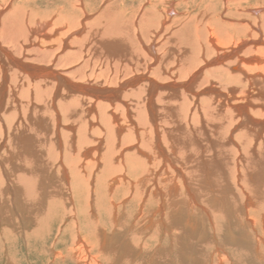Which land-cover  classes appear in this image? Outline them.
<instances>
[{"label": "bare ground", "instance_id": "obj_1", "mask_svg": "<svg viewBox=\"0 0 264 264\" xmlns=\"http://www.w3.org/2000/svg\"><path fill=\"white\" fill-rule=\"evenodd\" d=\"M167 6L162 7L166 12L173 0ZM226 8L225 15H233ZM80 10L87 12L85 7ZM20 11L0 16L2 239L8 233L3 225L14 217L23 235L20 227L30 221H45L42 229L49 234V207L58 198L65 203L60 219L66 226L61 223L56 234L72 230V241L81 250L87 248L83 258L89 264H103L92 250L108 257L120 250L121 264H140L132 258L141 255L147 264H155L162 258L157 252L163 248L162 237L190 242L210 232L215 252L209 253L207 264H241L230 253V243L243 256L242 264H264V23L220 25L211 16L195 24L184 12L180 18L186 22L175 19L155 27L154 35L163 37L162 29L169 34L162 40L146 36L142 24L133 36L120 17L103 11L94 17L95 26L72 22L79 28L69 24L50 39L51 33L29 25L30 19L29 26L22 23L28 16ZM142 15L153 20L158 12L149 8ZM72 27L75 33L83 30L71 37L79 38L78 47L89 56L80 67L69 65V53H79L69 51L64 37ZM88 40L90 49L85 48ZM100 40L117 51L115 63L121 69H132L130 77L120 81L119 75L106 76L111 51L108 60L99 61L104 84L69 78L70 66L95 78L94 54L105 49L97 46ZM56 44L59 53L52 50ZM135 203L133 222H139L140 235L157 238L152 250L144 247L141 236L128 245L127 236L101 232L99 240L89 235L87 224L98 228L101 214L108 212L116 220L121 208ZM49 250L54 260L49 263L80 262L69 247L58 250L53 245ZM188 256V264H196Z\"/></svg>", "mask_w": 264, "mask_h": 264}, {"label": "rangeland", "instance_id": "obj_2", "mask_svg": "<svg viewBox=\"0 0 264 264\" xmlns=\"http://www.w3.org/2000/svg\"><path fill=\"white\" fill-rule=\"evenodd\" d=\"M168 1L169 0H78V1L77 0H0V9L3 8L4 11H10V10H15V9H16V11L21 10L20 13H23V15L25 17L28 16V17H26V19L24 18V22H22V23H24L25 25H28L29 19H30L31 22L29 25L33 24L32 26L37 27L38 30L40 28H42L41 29L42 31L44 30V32H48L49 34L51 33L50 35H52V36H50L51 37L50 39L58 38V36L60 35L61 32L67 30V25L69 26V24H71V26L73 25L74 28L75 27L79 28L78 25L76 26V24H77L76 22L81 21L83 23H86V24H84V26L85 25L89 26V24L91 25V27L95 26V24H93L94 17L103 11L106 13L107 16L109 14L110 15L112 14V15H117L118 17H120L123 20L124 24L129 25V28L133 31L132 32L133 36H134L135 29L140 27L142 24L143 27H146L145 28L146 31L144 30L146 36H148V35L152 36L153 35L154 38L162 39V40L165 38V36L166 37L169 36V34L167 32H165L164 29H162L163 31L161 30L159 32V35L161 34V35H163V37H160L157 34L154 35L153 31H154L155 27L161 22H164V23L166 22V25L177 22L175 19H179V22H183V21L186 22L187 19L180 18L181 17L180 15H182L184 12H186V14H189L192 16L191 22H193L195 24H197V22L204 23L205 20L210 18L211 16L214 17V23H216V21H217V23H219L220 25H222V24L224 25L225 24L224 22L227 23V22H238V21H242V22H249L250 21V22L254 23L255 21H258V20H259V22L264 23V0H233L234 4H232V5H229V2L231 0H200V1L199 0H173V6L166 12L165 9L168 8V6H167ZM177 1H179L180 3H178ZM77 3H80L81 5H78ZM81 7L86 8V10H85V11H87V12H85L86 14L81 13L82 12L80 10ZM162 7H164L165 9H162ZM226 7H231V10L234 13L242 14L241 17L246 16V17H244V19H246L247 21L244 19L239 20V18H241L239 16L240 14L234 15V13H233V15L227 17L225 14H226V11L228 8H226ZM149 8L151 9L152 12H153V10L158 12V16L156 18H153V20H145L143 15H142L143 12L145 10H148ZM247 8L252 10V13H249L247 11L248 10ZM3 12L2 11L0 12V16ZM87 14H88V16H87ZM221 16H223L225 18H222ZM162 18L165 21L164 20L162 21ZM47 21H48V25L46 24V26H44L42 23L47 22ZM89 21L90 22L92 21V22L90 23ZM38 22L40 24H38ZM72 22H75L76 24L74 23L75 24L74 25ZM83 23H82V26H83ZM105 24H111V23L105 21ZM153 25H155V26H153ZM164 26H165V24H164ZM73 27H72V29H69L68 32H65L64 37L66 38V40L68 38L67 41L70 44L69 51L70 52L75 51L76 53L77 52H79V53H77L76 55L75 54L70 55V53H69L68 60H69V62H71L69 65H71V66L75 65L76 67H80L83 64V62L87 59L88 54H85L86 53L85 49H83V51H82L78 47L79 43H81V42H79L80 41L79 38H77V39L72 38L73 36H77V33L78 32L81 33L83 30H79V31H77V33H75V32L71 31L74 29ZM89 27H85V31H87V29ZM77 28H75V30ZM169 30H172V29H169ZM169 32H171V31H169ZM73 33H74V35H73ZM46 38H49V37H45L44 39H46ZM70 38H72L73 40H71ZM127 38L131 39V36H129ZM145 38H148V37H145ZM50 39H46V40H50ZM89 41L90 40L87 41V45L85 46L86 49H90V47H91L88 44ZM105 43H104V40L103 41L100 40V43L97 42L98 47L101 46L103 48L105 46L104 47L105 49H100V50L97 49V52H95L97 58L95 57V54L93 57L94 61H92V62H95V64L97 63V65L95 66L97 69L94 71L95 74H97L96 75L97 77L93 76L96 79L92 78V77L88 79L86 76H82V75L74 72L73 71L74 69L71 66L69 67V78H71V79L74 78L73 80H76L79 77L80 78L79 81L84 82V83H88V84H96V85L104 84L103 80H105V78L98 76L99 75V67L101 65L100 62L104 61V60H108V59H106V57L111 55L112 53L113 54L111 56L112 57L114 56V57L113 58L111 56L108 57V58H112V59H110V62H111L110 66L112 68L110 67L111 71H107L106 74H108V75H106V74L105 75L109 76V74H110L111 78H115L114 77L115 75H119L118 78L120 79V81L126 80L127 78H129L130 75L132 74L131 73L132 69H130V67H128L126 69H123V68L121 69V67L118 66V65H120V62L115 63V60L119 57V54L115 50H110V48L107 47V44H105ZM39 44H42V43H39ZM108 44H110V43H108ZM58 45L59 44H56V46H53L52 50L55 53H59V51L57 49ZM65 46L66 45H64V48L67 47V46L66 47ZM73 46L78 47V49L76 50V47H73ZM67 48H66V50H67ZM66 50H64V52H66ZM108 50H109V52H108ZM99 51H102V52H99ZM111 51H113V52L111 53ZM102 53H103V55H101ZM29 59H30V56H29ZM29 59H27L28 62H30ZM98 63H99V65H98ZM39 64H40V66L46 65L44 63L38 62L37 65L39 66ZM54 64L57 65V62H55ZM102 67H103V65H102ZM127 70L129 71L128 74L126 72ZM116 71H118V72H116ZM133 71H134V69H133ZM135 71H137V73H138L139 69H136ZM85 72H87V71H85ZM88 73L90 75L89 71H88ZM163 80L162 81L160 80L159 82H163ZM112 83H115V81ZM248 192H249V190H248ZM84 195H85V191L83 190V192H81V198L82 199L84 198ZM64 204H65L64 201L61 199H58V198H57V200H55V205H53L52 203L50 204V206H52V207H49V208H51L52 210L50 209V214H51L50 217L51 218H49L50 219L49 223H51L53 226L50 224L51 227L48 228V231H49V229H51L49 234L44 232L42 229L43 225H44L43 223L45 221L40 223L41 225L40 224L35 225L31 221L24 223L23 224L24 228L20 227V229H25V235H23L19 232L18 229H19L20 223L17 225V223L15 222L16 221L15 217L13 218V221L11 224L3 225L6 227V230L8 231V233H7L6 239H2L3 233L0 234V264H75V259L69 260V261L66 260L63 262L55 260V262L49 263L50 261H54L52 259L53 257L50 255V250H49L50 247L53 245L58 250H60V249L65 250V248L69 247V251L71 252V254L74 251V254L76 253L75 255H78V257L80 258V262L78 264H89L87 261L85 262L84 258H83L86 256L87 248L85 247V249L81 250L80 247H78V245H76L77 242H76V244L73 242L74 240L72 237L74 236V234H73L72 230L67 231V233L66 232L65 233L60 232V233L56 234L57 229L61 223H63L62 228H64V226H66L65 222L60 219L61 218L60 216L63 215L62 213H63V209H64ZM136 204L137 203H135V205L133 207L121 208L119 210V214L121 216L116 220L113 219L111 214H109L108 212L101 214L99 216V227L98 228L92 230L91 226L89 224H87L89 235L96 238V239H99V240H101V234H102L101 232H103V234H105V235H111L112 234L113 237L125 238L127 236L126 239H127L128 245H131L132 242L136 243L138 241L137 237L141 236V238H143L142 244L144 245V247L146 245V247H145L146 249L152 250L153 247L157 244V238H152V237L148 238V236H146L145 234L140 235L141 233L138 230L139 222H133L134 221V215H135L133 209L136 206ZM65 206L68 207L67 201H66ZM152 207H154V205L151 204V207L149 209L151 210ZM83 208H84V206H83ZM81 211L83 212V210H81ZM40 218H42V217H40ZM70 219H71V217H69V224H70ZM80 221H82V220L80 219ZM116 222H118L117 226H115ZM81 224L85 225V223L83 221ZM119 225L122 228H119ZM256 225L257 226L259 225L258 219L256 220ZM215 226L218 228V226L216 225V222H215ZM71 227H72V225H71ZM74 227L75 226H73L71 229H74ZM1 230L2 229L0 228V231ZM173 231H176L175 225L173 227ZM152 236L155 237V235H153V234H152ZM161 239H160V246H162L163 248H162V250L160 249V251H157V252H162V258L157 259L155 261V264H188L187 254L189 255L188 257H191V256L195 257L196 264H198V263L199 264H207V261L209 258V256H208L209 253L215 252V244L211 239V232L203 240H191L190 242H189V240L185 241L184 239L176 240V242L175 241L170 242L171 238L168 239V237L165 238L164 240H161ZM218 239L221 240V237ZM218 239H216L215 242H217ZM53 240H55V241H53ZM59 241H61V242L59 243ZM55 242H58L59 244H56ZM226 242H227L226 239H223V243H226ZM230 246H232V249H229L230 253H232V255H234L235 257L239 258L240 263L242 264L241 259L243 258V256H241L240 254L238 255V252H236L235 246L232 245V243H230ZM75 247H78L80 250L78 251V249H76ZM169 249H170V251H169ZM142 250L144 251V249H142ZM94 252L97 256H100V258H101L100 260H101V262H103V264H108V263H110V264H121V263H119L120 262L119 255L122 254V252L120 250H117V251L111 253L110 257H108L109 256L108 253H106L104 256H103V253L98 254L97 250H94V251L92 250L91 254L95 255ZM106 252H108V251H106ZM142 254H143V252H142ZM69 255H70V253H69ZM106 255H107L108 259L105 257ZM41 257H43V258H41ZM133 257H137V256L134 255ZM139 257H140V259H138V257L135 259L132 258V263H134L135 261H139L140 264H144V263L147 264L145 256L141 255ZM103 258H104V261H103ZM46 259H48V261H46ZM106 259H107V261H106ZM90 264H92V262H90ZM235 264H237V263H235ZM248 264H250V263H248Z\"/></svg>", "mask_w": 264, "mask_h": 264}]
</instances>
